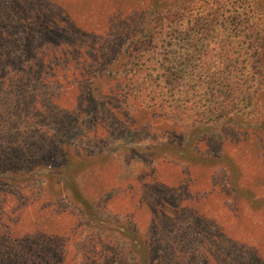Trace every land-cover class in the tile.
I'll return each instance as SVG.
<instances>
[{
	"label": "rangeland",
	"instance_id": "obj_1",
	"mask_svg": "<svg viewBox=\"0 0 264 264\" xmlns=\"http://www.w3.org/2000/svg\"><path fill=\"white\" fill-rule=\"evenodd\" d=\"M93 6L0 0L1 236L47 238L66 252L65 264L82 259L86 235L126 264H150L145 242H157L161 256L167 237L182 252L172 264H264V218L249 208H264V109L253 122L247 115L192 128L155 109L137 113L138 105L110 95L125 50L107 48L104 9ZM49 28L59 38L38 40ZM22 43H61L77 54L55 61L68 70H51L55 62L40 53L33 70L15 74ZM100 47L104 63H114L107 71L88 58L87 49ZM88 64L93 71L81 74Z\"/></svg>",
	"mask_w": 264,
	"mask_h": 264
},
{
	"label": "trees",
	"instance_id": "obj_2",
	"mask_svg": "<svg viewBox=\"0 0 264 264\" xmlns=\"http://www.w3.org/2000/svg\"><path fill=\"white\" fill-rule=\"evenodd\" d=\"M92 3V10L102 6L104 9L99 37L110 43L107 48L125 50L120 53L125 59L120 65L122 75L116 78L110 95L115 94V98L131 106L138 105L134 109L137 113L155 109L174 126L192 128L247 115L253 122L258 108L264 109V0H92ZM99 20L100 17L96 25ZM57 34V30L49 28L40 31L38 40L39 37L57 40ZM82 35L73 33L69 42ZM124 41L128 43L127 49ZM99 49H87L89 61L107 71L114 63H104L107 53L104 55ZM70 52L76 55V47L59 43L35 49L22 43L15 57L17 65L11 64L17 68L11 71L29 73L33 68L27 69L28 65L40 53L55 62L68 57ZM65 63L68 66V61ZM52 64L51 70L59 66L68 70L64 63ZM93 68L94 64L79 66L81 74L91 73ZM39 163L42 162L36 158L35 166ZM250 205L252 214L260 213L264 218L261 205ZM167 239L161 256L153 254L157 242L147 239L150 264H172L174 256L182 254L177 251L180 249L177 240ZM162 242H158L160 247ZM84 243L82 259L76 255L70 264H126L113 248L115 255L104 252L111 250L104 241L86 235ZM188 243L190 239L183 237L182 244ZM56 246L47 238L29 234L20 237L0 234V264H65L66 252H59L61 245ZM102 247L105 248L100 253Z\"/></svg>",
	"mask_w": 264,
	"mask_h": 264
}]
</instances>
